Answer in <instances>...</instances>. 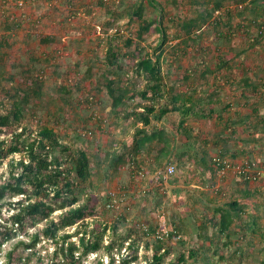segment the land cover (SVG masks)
I'll return each instance as SVG.
<instances>
[{
  "label": "rangeland",
  "instance_id": "1",
  "mask_svg": "<svg viewBox=\"0 0 264 264\" xmlns=\"http://www.w3.org/2000/svg\"><path fill=\"white\" fill-rule=\"evenodd\" d=\"M132 1L136 0H107L106 4L102 6L98 0H73L72 6H69L66 0H24L23 6H20L17 0H7V2L0 0V43H2L0 53L4 56L0 60V65L6 73L4 78H1L0 75L2 85L8 87L20 82L24 83L30 77V73L25 74L24 69L29 68L31 64L42 68L41 75L45 82L44 94L40 99H37L38 104L33 107L29 106V110L26 112L27 119L21 123H15L14 128L20 130L21 126H26L35 133L40 127V119H48L62 141L68 143L74 150L88 149L91 158L97 147L103 150L118 151L133 137L136 125L125 120L121 115L113 113L106 94L102 92L95 95V90L92 89L100 78V72L111 67L106 61L108 47L111 44L119 45L120 61H123L126 66L132 63L127 52H133L135 44L129 47L123 39L134 35L132 33H135L139 28V22L136 19L130 22L127 16L118 18L116 27L123 29L119 40L111 39V34L115 33L114 30L104 31V22L113 17L108 9L112 11L119 9V12L122 13L124 7L131 4ZM176 1L175 4L172 0H157L179 21L195 15L196 9H202L199 6L204 2V0H195L197 2H193L194 0ZM145 3V17L153 19L158 14L157 10L147 0ZM224 4H226L224 9L227 7L231 9L234 24L244 21V15L241 17L238 14L243 7L238 5L237 1L225 0ZM222 17L228 21L226 13L223 12ZM7 18L19 21L20 26L13 30H6L4 26ZM165 25L168 28V33L175 30V27L170 26L168 22H165ZM248 28L246 31L244 28L240 30L236 28L233 33L229 34L228 39L222 38L217 41L214 32L208 30L203 34L201 41L205 46H218L225 52L226 57L231 58L235 68L234 77L237 81L243 76V70H247L251 78L257 79L256 73L264 67V38H258L257 26L251 25ZM223 31L229 30L224 27ZM145 37L146 40L142 44L151 51L158 41L159 33L151 27ZM254 37L255 40H252ZM132 39L135 42V37ZM195 49L196 47L189 45L187 50L189 54L178 59L167 54L168 59L162 62V67L168 85H172L181 78L187 69L193 68L197 64L200 65L201 54H206ZM212 54L213 52L210 55ZM90 65H94V75L87 79L85 78L86 71ZM8 74H14L13 84L6 80ZM128 79L130 82L123 78L121 81L129 82V86L133 89L134 87L137 90L142 89L145 84L144 77L136 73H129ZM209 80L208 83L203 84V90L209 92L217 85L220 88L221 101L215 104L212 116L191 118L190 123L196 133L201 131L205 137L211 139L216 132L223 128L224 122L217 118L223 104L228 101L232 103L228 111L223 110L224 117L228 113L230 116L233 115L236 110H239L241 114H248L251 113V109L250 105L245 103L246 98L242 96V90L236 83L231 84L221 78L213 79L211 77ZM214 80L216 84H212ZM62 84L72 88L70 98L57 90L58 86ZM178 87L183 88V85L178 84ZM89 94L94 95L91 104L85 100ZM98 97H104V103L98 102ZM134 100V103L141 101L145 103L140 97ZM6 102L9 104L8 101ZM129 107H134L130 101L127 104V109ZM31 109L35 111L34 117L31 116ZM49 112L50 114H47ZM233 116L235 117V114ZM180 118V113L171 112L164 120L167 129L175 135L172 143L173 151L175 148H182L195 154V151L190 150L188 144L183 143L181 135L177 134V124ZM85 130H92V137H84L83 140L77 141L75 134L83 133ZM247 132L245 126L240 124L234 138L248 137ZM255 134L259 140L255 142L254 146L252 145L255 151L250 154L251 158L257 160V163H261L264 162V130L257 131ZM2 137L10 139L8 134H3ZM201 144H196L194 147L198 152L197 158L185 156L180 162L177 155L171 154L168 159L161 158L159 162H154L153 156L158 151L153 148L151 153L143 150L137 154L140 168L137 164L127 163L119 171L111 170L106 178L102 174L91 176L90 181L77 189L81 202L84 201L86 193L96 197L95 215L86 220L89 229L104 223L113 224L117 220V216L126 215V221L119 223V237L127 236L130 229H133L131 237L139 244L137 250L139 258L131 264H149V258L153 254L151 245L154 236L144 233L143 229L145 226L158 225L161 227L164 221L168 229L171 224L180 226L181 237L185 242L182 243L178 238L170 242L165 241L170 252L164 257L162 264H172L180 253H185L187 264H264V174L249 183L240 181L237 173L232 169L223 176L218 174L209 176L206 169L204 170L197 161L201 158ZM229 145L234 149L242 145L248 147L249 151L251 150L249 144L242 140L237 144L232 140ZM208 147L212 155L217 153V146L211 144ZM11 156L4 158L0 163V183L8 179V161ZM14 156L18 158L20 154L17 153ZM244 158H246L245 155L240 156L236 160L238 161L237 165L241 164L245 160ZM169 162L176 165V173L165 183L156 182L155 176L164 171ZM132 172L135 174V178H132ZM72 178H75V173H72ZM112 191H116L119 202L117 206L108 211L102 202V196H106ZM19 197L15 196L12 200H17ZM232 201H236L244 208L243 213L235 217L233 228L239 232L233 236L232 243L229 246H224L226 238L217 237L214 239V243L210 244L209 239L198 237L197 224L200 223L203 215H211L217 207L229 208V203ZM4 211L6 212V208ZM12 212L13 210L9 213ZM60 212L56 211L53 217L56 219ZM253 219H256L255 232L246 230L247 223ZM45 224V221L42 222L39 228ZM84 228L85 224H76L65 231L72 233ZM216 230L213 225H210L209 235L217 233ZM36 231L37 229H30L29 233ZM110 234L111 231L108 230L102 248L97 252L90 253L85 258L86 263L96 264L98 260H102L104 264H108L113 257L114 264H119L123 258L131 255L128 242H125L122 248L119 246L114 248L109 254L106 245L110 241ZM243 234L244 237H241ZM79 237L80 234L74 236L72 241L78 243ZM29 238L26 235H21L5 242L2 246L0 264L6 262L5 254L13 248H16V253L25 257L29 264L49 262L55 244L41 235V241L36 246L37 251L33 254L32 251L18 244L19 241L29 242ZM148 244H150L149 247ZM190 248L199 249L197 257L188 256ZM235 250L238 251L235 252Z\"/></svg>",
  "mask_w": 264,
  "mask_h": 264
},
{
  "label": "trees",
  "instance_id": "2",
  "mask_svg": "<svg viewBox=\"0 0 264 264\" xmlns=\"http://www.w3.org/2000/svg\"><path fill=\"white\" fill-rule=\"evenodd\" d=\"M3 1L7 2V0ZM66 1L69 6H72L73 0ZM106 1L98 0V3L104 6ZM172 1L177 3L176 0ZM234 1L243 7L238 14L241 17L244 15V21L236 24L232 22L231 9L229 7L224 9L225 0H204L199 6L202 9H196L195 15L181 21L168 12L157 0H147L158 13L153 19L145 17V0L132 1L131 4L124 7L122 13L119 12V9L116 11L108 9L113 17L104 22V31H115L114 34H111V39L119 40L121 38L123 29L116 27L118 18L127 16L130 22H133L134 19L139 22V28L135 33H132L134 35L130 34L131 37L123 39L129 47L135 44L133 52H127L132 63L126 66L123 61H120L119 45L111 44L106 54V61L111 67L100 72V78L92 88L95 90V95L102 92L106 94L113 113L121 115L125 120L136 125L133 137L118 151L103 150L97 147L91 158L88 149L74 150L68 143L62 141L48 119H40V127L35 133L26 126H21L20 130L14 128L15 123H21L27 119L28 107L37 105V99H40L44 94L45 82L41 75L42 68L37 67L36 64L25 68L24 73L27 75L30 73V77L24 83L20 82L6 87L0 81V163L4 158L12 155L8 161V179L0 183V256H2L4 243L21 235L30 237V241H19L18 244L23 245L25 249H29L34 254L37 251V244L41 241V235H43L55 244V249L51 253V260L42 264H89L85 262V258L90 253L97 252L102 248L107 231L110 230V241L106 245L109 254L114 248L118 246L122 248L125 242H128L131 255L123 258L119 264H131L139 258L137 252L139 244L131 237L133 229H130L127 236L119 237V223L126 221V215L120 214L117 216V220L110 225L104 223L97 227L92 226L90 229L88 227L89 224L86 220L95 215L96 197L86 193L84 201L81 202L77 189L90 181L91 176L102 174L106 178L111 170L119 171L127 163L139 166L137 154L143 150L151 153L153 148L158 151L153 156L154 162H159L161 158L168 159L171 154L177 155L180 162L185 156L197 158L198 152L194 147L202 142L201 158L197 161L204 170L206 169L209 176H216L218 171L224 169L228 164L234 166L238 162L236 160L243 155L246 157L241 162L243 165L252 166L253 163H257L256 159L251 158L250 153L255 151L253 146L259 140L255 133L264 130V67L256 73L257 79L251 78L249 72L243 70V76L237 81L234 77L235 68L231 58L226 57L225 52L218 46H205L201 43L203 34L208 30L214 32L217 41L222 38L228 39L229 34L233 33L236 28L238 30L244 28L246 31L251 25L257 26L258 38H264V0ZM223 12L228 15V21L222 17ZM165 22L175 27L172 33H168ZM20 24L15 19L7 18L4 28L13 30ZM151 27L159 33V37L156 45L150 51L142 43L146 40L145 34ZM209 27L211 29H208ZM224 27L229 31L224 32ZM134 37L135 42L132 39ZM252 40H255V37ZM1 45L2 43H0ZM189 45L196 47V51H200L208 57L201 54L200 65L197 64V66L187 69L181 78L172 85H168L164 77L162 62L168 59L167 54L174 56L175 59L187 56ZM211 52H213L212 55H210ZM3 58V54L0 53V60ZM93 66L88 67L85 78L93 77ZM129 73H136L144 77L145 84L142 89L137 90L136 87L133 89L129 86ZM0 75L1 78L6 75L1 65ZM211 77L213 79L221 78L226 82L236 83L240 86L241 94L246 98L245 103L250 105L251 113L241 114L239 110H236L235 117L234 114L230 116L229 113L224 117L223 110L228 111L232 103L228 101L223 104L221 112L217 114V118L224 122L223 128L216 132L213 138L208 139L201 131L195 132L190 120L191 118L212 116L215 104L221 101L220 88L217 85L209 92L203 90V84L208 83ZM14 78V74H8L6 80L13 84ZM121 78L129 81L128 84L121 81ZM212 82V84H216L215 80ZM178 84L183 85V88H179ZM57 90L69 98L72 95L70 86L62 84L58 86ZM137 97H140L145 103H142L143 101L134 103V99ZM93 99V94L85 97V100L90 104ZM97 100L100 103L105 101L104 97H98ZM129 101L134 104V107L127 109ZM34 112V109H31L30 113L33 117ZM171 112L180 113L177 134L181 135L183 143L188 144L190 150L195 151V154L182 148H175L173 151L172 143L175 135L164 124V120ZM240 124H243L247 129L248 137L234 138ZM3 134H8L10 139L2 137ZM92 135V130H85L83 133L77 132L75 137L77 141H81L84 137L90 138ZM232 140L235 141V144L240 140L248 143L251 150L249 151L248 147L242 145L234 149L229 145ZM9 141L11 142L9 143ZM211 144L217 146L218 151L214 155L211 154L208 147ZM17 153L20 154L18 158L14 156ZM260 164L264 165V162ZM72 173H75L74 179ZM131 175L132 178H135L133 172ZM239 180L245 183L251 182L240 177ZM155 193L158 194V192ZM15 196L20 197L17 200H12ZM110 201V193L102 196V202L108 211L111 210L107 208V203ZM4 208H6V212ZM243 209V206L232 201L229 203V208L217 207L211 215L204 214L200 223L197 224L198 237L209 239L210 244L214 243L215 238L224 237L226 240L223 245L229 246L233 236L239 232L233 228L235 217L241 215ZM11 210L13 212L10 214ZM56 211L61 212L55 219L53 214ZM44 221L46 224L39 228V225ZM76 224H85V228L72 233L65 231ZM210 225L217 229V233L209 235ZM30 229H37V231L29 233ZM143 230L144 233L154 236L151 245L153 254L149 258V264H162L164 257L170 252L165 241L170 242L178 238L182 243L185 242L181 237L182 229L174 224L170 225L169 233L162 237L158 236V233L161 234L158 225L145 226ZM246 230L256 231V219L247 223ZM61 231L63 232L60 233ZM79 234V242L72 241V238ZM241 237H244V234ZM237 251L235 250V252ZM198 254V248L188 250V256L197 257ZM5 255L6 262L4 264H29L25 257L16 253V248L11 249ZM96 264H104V262L98 260ZM108 264H114L113 257ZM172 264H187L185 253H180Z\"/></svg>",
  "mask_w": 264,
  "mask_h": 264
},
{
  "label": "built area",
  "instance_id": "3",
  "mask_svg": "<svg viewBox=\"0 0 264 264\" xmlns=\"http://www.w3.org/2000/svg\"><path fill=\"white\" fill-rule=\"evenodd\" d=\"M17 3L18 5L23 6L24 0H17ZM231 169L234 170V172L237 173L238 177L242 178L243 180H257L262 176V174H264V165H261L260 163H253L252 166H248L246 164L243 165L242 163L237 165L236 163L234 166L228 164L224 169L218 171V175L223 176L227 171ZM176 171V166L170 163L167 165L164 171L155 176V181L165 183L171 176L176 173ZM110 194L111 201L107 203V208L112 209L118 205L119 199L117 197L116 191H112L110 192ZM159 231L161 232V234L158 233L159 237H162L164 234L169 233V229L167 228V224L165 221L161 224Z\"/></svg>",
  "mask_w": 264,
  "mask_h": 264
}]
</instances>
